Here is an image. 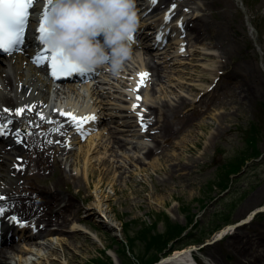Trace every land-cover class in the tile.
I'll return each mask as SVG.
<instances>
[{"label": "rangeland", "instance_id": "obj_1", "mask_svg": "<svg viewBox=\"0 0 264 264\" xmlns=\"http://www.w3.org/2000/svg\"><path fill=\"white\" fill-rule=\"evenodd\" d=\"M175 1L181 12L193 9L185 13L184 27L189 32L182 53L175 54L178 43L174 39L165 41L157 51L139 45L123 70L132 73L144 64L152 73L142 90L152 120L148 134L141 136L134 124L124 128L121 117H115L120 114L116 96L122 95L118 91L122 78L108 73L104 82L99 79L102 95L98 102L107 103L103 116L108 119L99 127V132L103 130L97 147L103 151L101 156L94 153L96 157L85 162L87 152L77 144L67 155L41 151L40 174H23L17 180L5 173V178L14 179L12 185H25L29 192L32 187L34 194L45 196L55 192L73 202L63 212L64 226L44 223L42 236L15 242L9 263L83 264L96 256L103 258L100 249L116 235L124 237L125 226L134 236L142 220L151 223L162 210L174 221L187 224L188 211L183 207H190L204 222L215 208H223L217 205L221 196L227 197V209L233 207V222L264 205V0ZM168 2L160 0L163 5ZM254 87L257 93L249 94ZM59 99L67 101L69 94ZM253 134L262 156L235 177L232 191L220 194V188L209 189L218 165L237 158L247 147L245 138ZM0 148L4 150L6 145L0 144ZM10 163L6 161L5 168ZM60 171L63 180L55 186ZM201 199L208 202L204 209ZM54 228L59 230L54 232ZM163 228L161 221L158 229ZM227 232L195 253L208 264H264V212ZM140 241L137 238V245ZM243 242L246 253H241ZM113 258L115 264H122L116 254Z\"/></svg>", "mask_w": 264, "mask_h": 264}, {"label": "bare ground", "instance_id": "obj_2", "mask_svg": "<svg viewBox=\"0 0 264 264\" xmlns=\"http://www.w3.org/2000/svg\"><path fill=\"white\" fill-rule=\"evenodd\" d=\"M45 3L46 0H40L39 2H37L35 8L42 7L43 4ZM140 4L142 3H140L137 0L136 6L140 7L141 6ZM139 9L141 10L142 7ZM163 14L164 11L161 12L160 16L158 17L153 16V18H150L149 20L143 17L144 22L140 23L139 27H141L144 23L145 24L152 23L155 25L154 26L155 29L153 30V32L156 31L157 36H161L162 38H164V36L166 35L165 33L169 32L170 27L169 25L166 24V22L163 21L162 19ZM193 14L196 15L197 13H193ZM183 19H186V16L184 14H182L178 19L179 24L182 23ZM175 28L177 29V32H175V35L172 34V38L175 39V41H177L178 43L176 46V50H174L175 54H177V51L183 48V41L185 44V40H188V38L181 37L182 31L185 30L184 28L183 29L178 27ZM147 31H149L148 33H151L152 29H148ZM188 32H186L187 36H188ZM133 36H135V33L133 34ZM147 43L151 44V41H147ZM152 43L156 44L157 42H152ZM133 48L135 49L136 47ZM168 62H170V60H168ZM30 63H31L30 59L26 55H19L18 57L12 56L9 58H5V60L0 57V117H3L5 119H10L12 121L19 119L20 117L15 115V112L18 108L24 107L28 109L32 105H39V107L44 106V104H41V100L45 99L46 94L50 90H54L55 87H59L57 85L53 86L48 81V79L46 78L47 71L45 67H40V68L37 67L38 69H36L32 67ZM138 67L143 68L145 66L144 64H142L139 65ZM138 67L136 69H139ZM167 67H172V64L167 65ZM156 72L159 75L158 66L156 68ZM119 76L122 77V79L120 80L122 84L120 85L122 97L120 99V103L117 104V107L122 110L120 112V114H122L123 111L127 112V109L130 107V104L127 102L126 99L128 92H123V91H129L128 88L130 84L129 85L127 84L126 76H122V74H120ZM93 82L94 81L85 84H80L79 87L72 85L67 89L65 88L64 85H61L64 88L63 89L56 88L57 94L61 95L62 93L65 94L66 92H68L65 90L76 91V95L79 97V100L75 98L74 94L70 95L69 100L66 101V103L70 105L69 108L78 109L79 113H83L87 111L88 113L83 117L96 114V112H98L97 110H99V107H102L101 105H104L107 108V103L103 101L101 103L97 102V98L99 97V95L102 94V91H100L99 86L94 84ZM41 85H43L42 88ZM30 89H32V91H30ZM39 89H40V93L36 94V91ZM256 93H257L256 87L251 89L249 92V94H253V95H255ZM147 99L148 98L146 97V94H143L142 100L144 101L143 102L144 105L145 104L147 105V101H146ZM46 100L49 101V99ZM44 102L46 103V101ZM61 104H63V102H61ZM54 107H56V104L53 105L52 107L51 110L52 114H54L53 113ZM5 108L9 109L8 113L4 112ZM148 108L150 107L148 106ZM35 118H36L35 116L30 114V116L23 117L17 121V127H21L23 131L24 141L22 144L9 146L7 147V149L4 150L0 148V167L4 166L2 169H0V176L5 175L6 172L11 173L9 170V166L8 169L5 168V166H6V161L11 160L13 161L12 164L14 163L15 160L17 161L15 152H17L16 155H20V156L24 153L27 157L28 162L25 163L24 160L21 162V164L25 163L26 165L25 166L26 170H24L25 174L27 175L40 174L39 165H41L42 162H40L39 164L38 162L34 161V159H36L34 155H36V157H39L40 156L39 151H45V152L49 150L55 151L56 146L54 145V143H51L50 140H46V136L49 134L48 139H51L53 137H55L54 139H61L60 133L57 131V129H59V124H62L63 130L69 126L68 123L64 121H60V122L57 121L55 124L52 125L54 127L53 128V127H49V125L44 119H39L36 122H34ZM91 122L83 123L81 127L84 128L82 131L87 133L86 139L82 140L79 139V137H77L78 145L80 144L79 149L86 151L88 155V157L84 159L85 162H89L92 160V158L96 157L93 156L94 153H99V155L97 156L99 157L101 156L100 153L103 152L100 148H97L99 144L98 138L101 134H103V130L99 132V130H97L96 127L97 124H95L94 122L91 124ZM124 125L128 126V123L125 122ZM81 128L79 129L81 130ZM7 129L13 130V128L10 127V123L8 127H5V131ZM35 130H38V132H35ZM41 130L43 131L45 130L44 132L45 136L43 135L44 138L38 139V137L41 136L40 135L41 132H39ZM70 134H76V131H74V129H71ZM1 137L3 141L6 142V134L0 135V139ZM104 138L108 139V135L107 136L104 135ZM72 142H73V137H72ZM120 142L121 140H114V143L120 144ZM8 144L10 143L8 142ZM13 149L15 152L11 153V150ZM62 151L64 155L70 153L65 148H61L59 153ZM152 152L153 150L149 151L150 154ZM11 157H13V159H11ZM50 157L51 156H48V158ZM45 162L47 161L45 160ZM62 180H63V172L60 171V177L57 180H55L54 185L55 186L59 185ZM38 195L41 196L42 199L35 197L34 194L31 195L25 194L24 191L21 190L20 196L22 200H20L19 212L25 215L38 216L41 219L40 222L46 223V225L57 223L60 227L64 226L66 224V217L64 216L63 212L69 211L73 206V202L71 198L69 197L62 198L61 196H59V194H55V192L51 193L48 196H45L43 193H39ZM54 217L56 218V220ZM24 227L25 226H21V230ZM225 231H227V229ZM33 237H36V235H34ZM13 242L14 240H10L0 244V264H11L8 262V258L10 253L9 251L15 250V244ZM242 244L243 247L241 249V253H246V246H244V242ZM27 252H30V254H34L31 250H27ZM190 257H191V249L186 248L180 251H176L174 254L170 255V257L167 258L166 261H172V262L187 261L192 264L193 262L190 261Z\"/></svg>", "mask_w": 264, "mask_h": 264}, {"label": "clouds", "instance_id": "obj_3", "mask_svg": "<svg viewBox=\"0 0 264 264\" xmlns=\"http://www.w3.org/2000/svg\"><path fill=\"white\" fill-rule=\"evenodd\" d=\"M139 26L136 0H52L46 43L81 67L119 76L133 58L129 38Z\"/></svg>", "mask_w": 264, "mask_h": 264}, {"label": "trees", "instance_id": "obj_4", "mask_svg": "<svg viewBox=\"0 0 264 264\" xmlns=\"http://www.w3.org/2000/svg\"><path fill=\"white\" fill-rule=\"evenodd\" d=\"M256 137V136H255ZM252 137L250 143L255 147L256 140ZM251 151V152H250ZM254 154L257 155L258 152L255 150H245L237 158L232 157L226 162L218 165L217 174L215 178L210 182L209 189L220 188L221 192L231 188L235 184V173L242 169L244 163L247 159ZM215 198V197H213ZM212 198V199H213ZM226 198H221L217 205H224L222 209L215 208L213 212L209 214V219L204 218V222L199 221L194 225L191 231L183 235L184 230L195 221L196 213L188 215V224L182 226L181 224L174 223L171 218L163 213L160 219L165 220V229L160 231L158 229V220L152 224V226L145 227L140 234L142 247H139L138 252L135 251L136 239L130 235L128 227L125 226V234L129 239L131 250L133 256L129 255L126 246L119 239L116 240L118 246V251L122 257L124 264H150L151 262L160 258L162 254L171 252L175 247H184L191 243H199L209 238L213 233L222 227L227 222L231 221L232 211L227 209L225 205ZM207 206V204H204ZM235 206V205H234ZM184 210H190L188 207ZM135 257L136 261L133 259ZM87 264H113V261L109 256L103 258L98 257L95 262H90Z\"/></svg>", "mask_w": 264, "mask_h": 264}, {"label": "snow or ice", "instance_id": "obj_5", "mask_svg": "<svg viewBox=\"0 0 264 264\" xmlns=\"http://www.w3.org/2000/svg\"><path fill=\"white\" fill-rule=\"evenodd\" d=\"M37 2L38 0H0V51L6 53L7 55H12L13 53H17L22 50V46L25 44V32L29 24V18L33 14L30 10L33 9L34 4ZM152 2L156 3V0H152ZM46 3L48 6H51L52 0H46ZM171 7L172 9H175L176 5L172 4ZM49 8L50 7H45L40 18V26L37 30L39 35H37L35 39L36 41H39L42 47L39 54L35 57L34 63L46 64L51 70V76L57 80L71 77L77 72L83 73L84 69L80 65L62 55V49L52 50L48 47L46 39L49 31L47 27ZM171 19V15L166 16V22ZM180 26L183 27V24L181 23ZM161 38V36L156 37L157 40H160ZM133 40L134 36H131L129 41L131 42ZM183 50L184 49L182 48L181 51ZM149 75L150 74L147 72L139 74L140 80L135 91L138 92L140 87H146ZM136 99L139 101L142 97L137 95ZM35 107V105H32L28 109L24 107L18 108L15 115L23 117L26 111H33ZM139 107V104H133V112H136ZM4 112L8 113L9 109L5 108ZM59 114L61 116L69 117L76 125L77 129L81 128L83 123L95 121L97 119L95 114L86 117H78L74 112L60 111ZM137 115L139 117L142 130H147L148 125L144 122L143 110L138 112ZM43 118L44 117L41 114V119ZM8 123H12V121H8ZM3 128L4 126L0 125V129ZM57 131H59V129H57ZM2 134L3 131H0V135ZM16 168L19 171L22 169V166L16 165ZM4 199L5 197L0 196V200ZM4 214L5 210L0 208V216H3ZM10 222L20 224L17 217H11ZM20 226L23 225L21 224Z\"/></svg>", "mask_w": 264, "mask_h": 264}]
</instances>
